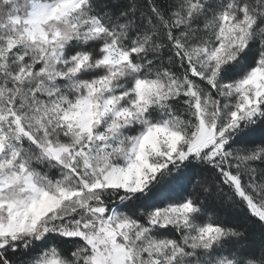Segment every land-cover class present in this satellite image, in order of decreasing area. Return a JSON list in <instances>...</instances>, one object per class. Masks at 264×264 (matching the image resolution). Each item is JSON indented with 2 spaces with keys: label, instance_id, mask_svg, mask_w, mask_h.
<instances>
[{
  "label": "snow or ice",
  "instance_id": "snow-or-ice-1",
  "mask_svg": "<svg viewBox=\"0 0 264 264\" xmlns=\"http://www.w3.org/2000/svg\"><path fill=\"white\" fill-rule=\"evenodd\" d=\"M0 264H264V0H0Z\"/></svg>",
  "mask_w": 264,
  "mask_h": 264
}]
</instances>
